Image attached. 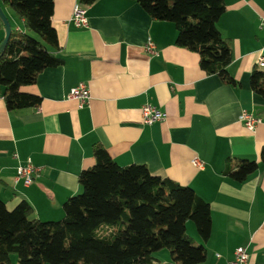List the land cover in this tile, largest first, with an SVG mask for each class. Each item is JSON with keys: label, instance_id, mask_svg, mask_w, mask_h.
<instances>
[{"label": "crops", "instance_id": "crops-1", "mask_svg": "<svg viewBox=\"0 0 264 264\" xmlns=\"http://www.w3.org/2000/svg\"><path fill=\"white\" fill-rule=\"evenodd\" d=\"M52 25L62 64L47 68L23 91L41 97L38 108L9 111L0 88V200L13 209L22 200L41 221L63 217V203L81 193L79 174L95 164L101 145L121 167L144 165L152 175L190 187L209 205L211 235L200 264H229L245 247L249 264H264V99L250 88V74L264 59V0H224L217 28L231 50L234 85L199 67L196 53L175 44L172 23L153 20L130 0H96L86 7L87 27L71 22L77 0H53ZM10 27L24 30L22 21ZM20 23V26L19 24ZM0 29V40L4 38ZM151 40L155 55L145 45ZM85 84L89 101L81 108L69 91ZM151 105L165 118L142 121ZM242 113L260 119L249 131ZM204 163L193 166V159ZM27 160L42 172L30 186L16 180ZM255 161L258 170L237 183L224 174L228 163ZM188 231V228H187ZM195 244H201L189 227ZM159 252L155 259L162 263ZM12 264H16L11 259Z\"/></svg>", "mask_w": 264, "mask_h": 264}, {"label": "trees", "instance_id": "trees-1", "mask_svg": "<svg viewBox=\"0 0 264 264\" xmlns=\"http://www.w3.org/2000/svg\"><path fill=\"white\" fill-rule=\"evenodd\" d=\"M96 0H77L82 7ZM153 20L172 23L177 47L194 52L199 67L234 85L227 68L231 50L217 28L225 12L224 0H130ZM22 21L24 30H12L0 54V88L7 110L38 108L41 97L23 91L43 70L62 64L52 25L53 0H1ZM0 29L3 23L0 21ZM2 39L0 40V42ZM250 88L264 99V72L254 68ZM95 164L78 176L81 193L68 198L59 220L32 217L22 200L8 209L0 200V264H200L211 235V211L188 186L152 175L144 165L121 167L99 144L93 147ZM264 167V145L260 150ZM259 168L255 161L228 163L224 174L244 182ZM191 221L201 244L187 233ZM170 252V262L155 254Z\"/></svg>", "mask_w": 264, "mask_h": 264}, {"label": "built area", "instance_id": "built-area-1", "mask_svg": "<svg viewBox=\"0 0 264 264\" xmlns=\"http://www.w3.org/2000/svg\"><path fill=\"white\" fill-rule=\"evenodd\" d=\"M70 22L77 28L87 27V18H86V8L82 7L79 4H76ZM264 25V22H263ZM145 50L149 55H155L156 49L151 40H148L145 45ZM258 66L264 68V59L261 58L258 61ZM67 98L69 100H74L78 103V106L81 108L85 105L90 97L89 92L85 84L81 83L76 87L72 88ZM142 121L146 125H153L159 121H162L165 118V115L151 105H145L141 109ZM239 121L249 130L252 131L255 127L260 124V119L254 117L247 113H242L239 117ZM194 167L202 169L204 163L199 159L195 158L192 161ZM42 172L41 167H37L31 163L30 160H27L23 165H19L16 168V180H21L23 185L30 186L35 177H37ZM229 264H249V256L245 247H238L234 251V257L229 262Z\"/></svg>", "mask_w": 264, "mask_h": 264}, {"label": "water", "instance_id": "water-1", "mask_svg": "<svg viewBox=\"0 0 264 264\" xmlns=\"http://www.w3.org/2000/svg\"><path fill=\"white\" fill-rule=\"evenodd\" d=\"M0 21L3 23V28H4V32H5V36L3 38V40L0 42V54L3 53L7 42L9 40V36L11 34V27L9 24V21L5 15V13L3 12V10L0 7Z\"/></svg>", "mask_w": 264, "mask_h": 264}, {"label": "rangeland", "instance_id": "rangeland-1", "mask_svg": "<svg viewBox=\"0 0 264 264\" xmlns=\"http://www.w3.org/2000/svg\"><path fill=\"white\" fill-rule=\"evenodd\" d=\"M8 9V11L11 13L10 15H11V22H17V21H20L16 16H15V14H14V12L10 9V8H7ZM14 25L12 26V30H13V28H15V23H13ZM19 24V26H20V23H18ZM189 227L192 229V230H194L195 228H194V224H193V222H191V221H189L188 223H187V228H188V231H187V233L190 235V231H189ZM162 254L161 255H164V256H166L165 258V261L163 260L162 261V263H167V262H170V252L168 251V250H162V251H160ZM11 259H13L14 261H15V263H16V256H12L11 257Z\"/></svg>", "mask_w": 264, "mask_h": 264}]
</instances>
